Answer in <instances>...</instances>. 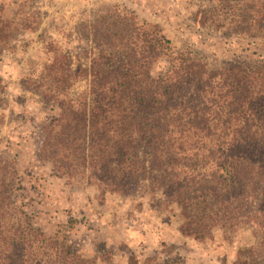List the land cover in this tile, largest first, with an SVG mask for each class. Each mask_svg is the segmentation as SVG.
Masks as SVG:
<instances>
[{"label": "trees", "instance_id": "trees-1", "mask_svg": "<svg viewBox=\"0 0 264 264\" xmlns=\"http://www.w3.org/2000/svg\"><path fill=\"white\" fill-rule=\"evenodd\" d=\"M215 2L212 21L225 34L264 37V0ZM2 10L0 53L36 30ZM85 35L98 50L88 66L49 44L50 61L25 83L60 105L42 134L39 161L101 198L130 195L147 182L179 206V232L198 242L215 228L246 226L255 243L241 246L234 264H264V60L211 67L176 51L159 24L126 8L95 14ZM164 59L169 68L154 76ZM81 81L86 90L71 96ZM17 184L15 162L0 158V264H97L67 235L37 228L15 204Z\"/></svg>", "mask_w": 264, "mask_h": 264}, {"label": "rangeland", "instance_id": "rangeland-1", "mask_svg": "<svg viewBox=\"0 0 264 264\" xmlns=\"http://www.w3.org/2000/svg\"><path fill=\"white\" fill-rule=\"evenodd\" d=\"M215 6V0H0L4 15L24 18L36 29L21 32L0 53V158L15 162L16 206L47 236L67 235L97 264H130L132 257L137 264H234L238 249L255 243L246 226L215 228L205 242L183 236L179 206L147 182L130 195L101 198L94 187L67 184L53 175L38 154L42 134L59 116L60 105L25 85L50 61L49 44L88 66L98 54L85 35L90 20L110 9L126 8L159 24L176 51L197 54L211 67L264 60V37L225 34L212 21L217 20ZM168 68L164 59L154 65L153 74ZM86 87L81 81L70 95Z\"/></svg>", "mask_w": 264, "mask_h": 264}]
</instances>
